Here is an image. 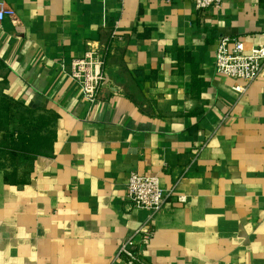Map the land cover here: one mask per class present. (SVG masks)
Segmentation results:
<instances>
[{"label":"crops","instance_id":"0c3cea01","mask_svg":"<svg viewBox=\"0 0 264 264\" xmlns=\"http://www.w3.org/2000/svg\"><path fill=\"white\" fill-rule=\"evenodd\" d=\"M0 2V264H126L147 224L150 263L264 264V69L237 93L214 66L222 35L264 44V0ZM87 48L108 79L94 104L64 68ZM131 173L187 202L150 217Z\"/></svg>","mask_w":264,"mask_h":264},{"label":"built area","instance_id":"2783aa9c","mask_svg":"<svg viewBox=\"0 0 264 264\" xmlns=\"http://www.w3.org/2000/svg\"><path fill=\"white\" fill-rule=\"evenodd\" d=\"M174 1V0H170ZM177 1V0H176ZM197 9L220 7L223 0H190ZM13 10L0 2V22L11 17ZM116 33L112 32V37ZM215 72L241 83L233 85L237 93L246 91L248 85L256 80L264 69V44L245 47L242 40L222 35L215 50ZM69 77L77 84L84 99L94 104L108 79L104 72V54L99 49L87 48L81 57L74 58L64 65ZM127 197L135 208L147 210L149 216L158 214L170 201L185 204L187 197L177 189H164L158 176L131 173L127 183ZM152 219H150L151 222ZM151 224L142 225L119 246L116 258L126 264H153L145 260L143 251L150 244L153 229Z\"/></svg>","mask_w":264,"mask_h":264},{"label":"trees","instance_id":"16d2710c","mask_svg":"<svg viewBox=\"0 0 264 264\" xmlns=\"http://www.w3.org/2000/svg\"><path fill=\"white\" fill-rule=\"evenodd\" d=\"M7 120H8L7 118H6V120H3V123H1V121H0V125L1 124H7ZM7 140H10L12 142V136H10V138H8ZM7 140H5V142ZM5 148H8L7 151H6V153L10 157H13V156H15L18 153L24 154V153H27L28 152L27 144H25V143L17 144V145H13L11 147H5Z\"/></svg>","mask_w":264,"mask_h":264},{"label":"rangeland","instance_id":"374dc122","mask_svg":"<svg viewBox=\"0 0 264 264\" xmlns=\"http://www.w3.org/2000/svg\"><path fill=\"white\" fill-rule=\"evenodd\" d=\"M6 119V118H5ZM4 147H11L13 146V143L10 140H7L4 144ZM22 162L18 161V163L20 164V166H18L15 170H18V173H24L27 170V166L23 165L24 160H21Z\"/></svg>","mask_w":264,"mask_h":264}]
</instances>
